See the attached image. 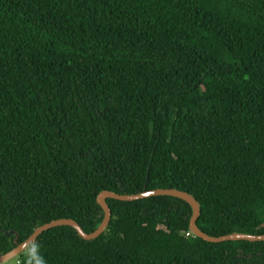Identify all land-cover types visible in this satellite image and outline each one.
<instances>
[{"label": "trees", "instance_id": "trees-1", "mask_svg": "<svg viewBox=\"0 0 264 264\" xmlns=\"http://www.w3.org/2000/svg\"><path fill=\"white\" fill-rule=\"evenodd\" d=\"M156 189L208 236L264 235V0H0V256ZM106 203L97 240L37 238L47 264H264L179 199Z\"/></svg>", "mask_w": 264, "mask_h": 264}, {"label": "water", "instance_id": "water-1", "mask_svg": "<svg viewBox=\"0 0 264 264\" xmlns=\"http://www.w3.org/2000/svg\"><path fill=\"white\" fill-rule=\"evenodd\" d=\"M151 197H170L174 199H179L184 203H186L187 205H189V207L191 208L189 231L194 237L200 238L207 243L219 244L224 242H233V243L234 242H247V243L264 242V235L233 233L218 238L206 235L205 233L200 231V229L196 224L198 218L201 215L200 204L196 201V199L192 195L184 191H180L177 189H156L153 191L143 192L137 195H119L117 193L103 191L98 195L96 199L97 205L102 210L103 218L101 223L92 233L84 232L82 228L78 225V223L71 219H60V220L52 221L48 224H44L36 228L34 232L30 235V237L26 239L23 243L16 244V247L13 250H11L9 253L5 255L0 256V264H7L8 262L16 259L19 255L25 253L28 250V248L35 243V241L41 234L58 227H69L73 229L77 234V236L83 241L86 242L95 241L102 234L105 233L111 220V212L109 206L106 203L107 200H114L119 202H134Z\"/></svg>", "mask_w": 264, "mask_h": 264}, {"label": "clouds", "instance_id": "clouds-1", "mask_svg": "<svg viewBox=\"0 0 264 264\" xmlns=\"http://www.w3.org/2000/svg\"><path fill=\"white\" fill-rule=\"evenodd\" d=\"M24 264H47V260L40 254L39 245L32 244L28 248Z\"/></svg>", "mask_w": 264, "mask_h": 264}, {"label": "rangeland", "instance_id": "rangeland-1", "mask_svg": "<svg viewBox=\"0 0 264 264\" xmlns=\"http://www.w3.org/2000/svg\"><path fill=\"white\" fill-rule=\"evenodd\" d=\"M14 263V261H10V262H8L7 264H13Z\"/></svg>", "mask_w": 264, "mask_h": 264}]
</instances>
